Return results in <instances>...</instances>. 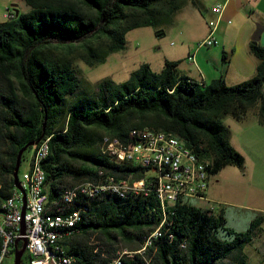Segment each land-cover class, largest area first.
<instances>
[{
    "label": "trees",
    "instance_id": "1",
    "mask_svg": "<svg viewBox=\"0 0 264 264\" xmlns=\"http://www.w3.org/2000/svg\"><path fill=\"white\" fill-rule=\"evenodd\" d=\"M24 1L29 11H18L14 18L0 22L1 200L14 194L20 149L42 135V139L50 137V154L43 162L47 214L68 204L63 194L69 187L98 179L101 170L123 179L145 176V168L117 163L102 152L107 134L126 139L136 128L173 133L211 160L212 175L228 165L244 164L222 118L231 115L243 121L251 108L258 107L264 124V46L259 41L250 42L259 60L256 74L234 85L223 77L202 83L179 74L180 61L167 60L159 72L143 63L123 82L105 79L91 95L78 91L80 77L70 57L76 47L70 43L83 41L87 64L104 62L126 47L129 30L169 23L194 0ZM34 147L36 151V145L28 149ZM77 204L83 207L82 219L62 239L75 264H106L119 242L139 249L164 218L154 195L81 197ZM263 223L260 214L247 230L236 231L227 226L223 209L214 212L177 204L168 209L165 222L173 240L157 234L148 255L152 264H228L230 257L247 264L245 248ZM30 260L28 255L23 264ZM124 264H144V259L136 254Z\"/></svg>",
    "mask_w": 264,
    "mask_h": 264
},
{
    "label": "built area",
    "instance_id": "2",
    "mask_svg": "<svg viewBox=\"0 0 264 264\" xmlns=\"http://www.w3.org/2000/svg\"><path fill=\"white\" fill-rule=\"evenodd\" d=\"M212 11L215 17L209 20V33L200 46L219 43L217 30L224 5L217 3ZM15 14L9 11L6 19L14 18ZM189 60L193 61L194 56H190ZM49 140L50 137H46L43 152L33 154L29 168L19 174L20 185L27 196L25 212L24 193L19 187L16 199L0 201V242H4L0 264H4L6 257L14 253L15 241L21 236L27 239L26 252L31 258L30 264H72V259L76 258L67 252L62 239L70 235L82 219L83 207H77L81 197L103 199V194L108 193H122L126 197L154 195L160 202L164 218L155 231L146 236L142 247L135 250L117 249L106 264H124L125 259L134 258L136 254L143 257L144 264H151L152 256L148 255V251L155 234H163L169 241L174 238L170 227H165L170 207L190 204L214 211L206 195L212 176L211 160L196 153L186 145L184 139L176 138L173 133L156 131L154 128H136L130 130L126 139H102V152L117 163L145 168L144 177H126L124 181H115V175L101 170L98 179H87L86 186L69 187V203L61 205V210L51 209V214H44L43 205L48 203L49 198L44 188L46 171L43 162L50 154ZM29 173H36V180H29ZM23 221L27 225L24 235L21 233Z\"/></svg>",
    "mask_w": 264,
    "mask_h": 264
},
{
    "label": "rangeland",
    "instance_id": "3",
    "mask_svg": "<svg viewBox=\"0 0 264 264\" xmlns=\"http://www.w3.org/2000/svg\"><path fill=\"white\" fill-rule=\"evenodd\" d=\"M188 3L169 23L158 27L142 26L129 30L126 34V47L109 54L104 62L87 64L81 48L83 41L70 43L76 47L70 57L80 77L78 91L93 95L105 79L117 83L123 82L143 63H149L154 71L159 72L167 60L180 61L177 67L179 74L200 79L199 69L203 66L201 60L212 59L209 56L212 55L213 50L223 47L222 44L202 46L197 51L195 60L189 61V57L193 56L200 43L206 38L210 19L205 9L193 2ZM29 10L30 7L24 0H0V22L6 20L9 11L16 13ZM255 113L258 115V107L251 108L243 121H238L231 115L222 118V122L229 128L231 143L244 156L245 162L242 166L228 165L212 175L206 193L209 204L216 212L225 210L227 226L236 231L247 230L257 215L264 214V124L256 121L258 116ZM105 137L118 140L116 136L109 134L104 135L103 139ZM34 151L30 148L25 152L20 175L29 168L32 155L36 152ZM117 247V249H136L134 245H127L124 242H119ZM245 253L247 264H264V223L253 242L245 248ZM14 262L15 255L12 253L6 257L4 264H14ZM226 262L239 264L235 257L228 258Z\"/></svg>",
    "mask_w": 264,
    "mask_h": 264
},
{
    "label": "crops",
    "instance_id": "4",
    "mask_svg": "<svg viewBox=\"0 0 264 264\" xmlns=\"http://www.w3.org/2000/svg\"><path fill=\"white\" fill-rule=\"evenodd\" d=\"M193 3L205 9L209 13V19L215 17L212 11L215 4L224 5L217 30L219 40L217 45L222 44L223 48L213 50V56L211 53L209 56L212 59L201 60L203 62L202 68L199 69L201 78L197 80L209 83L213 79L223 77L229 85H234L252 78L256 74L259 60L251 52L250 42L257 25L260 24L264 27V0H194ZM188 5H192V3H188ZM208 33L209 30L206 36ZM259 43L264 46V30ZM200 48L202 46L193 53L194 60ZM255 114L258 116L257 113ZM256 121L260 123L258 117ZM214 212L216 211L214 210Z\"/></svg>",
    "mask_w": 264,
    "mask_h": 264
},
{
    "label": "water",
    "instance_id": "5",
    "mask_svg": "<svg viewBox=\"0 0 264 264\" xmlns=\"http://www.w3.org/2000/svg\"><path fill=\"white\" fill-rule=\"evenodd\" d=\"M263 30H264V27L262 25L258 24L257 25V29H256L255 33L252 36V40L259 41L260 38H261ZM46 119H47V116H46ZM43 128L45 130L46 123H44V127ZM43 136L44 135H42L36 141L29 142L22 149H20V151L18 153V156H17V159H16V166H15L14 173H13V180H14L15 186L19 187L22 190V192L24 193L23 212H25V210H26V203H27L26 191L20 185V178H19L20 167H21V163H22V159H23V154L25 153V151L30 146L37 145L42 140ZM26 230H27V225H26V222L23 221L22 224H21V233L23 235L26 234ZM14 247H15V249H14V255H15L14 264H23V257H24V255L26 253V248H27V239H26V237L25 236H21V237L17 238L16 241H15Z\"/></svg>",
    "mask_w": 264,
    "mask_h": 264
},
{
    "label": "bare ground",
    "instance_id": "6",
    "mask_svg": "<svg viewBox=\"0 0 264 264\" xmlns=\"http://www.w3.org/2000/svg\"><path fill=\"white\" fill-rule=\"evenodd\" d=\"M156 131H159V130H156ZM164 133H168V132H164ZM174 135V134H173ZM104 139H109L110 140V138L109 137H105ZM45 143H46V139H42L36 146H37V149H36V152H35V154H41L42 152H43V150H44V145H45ZM49 157V156H48ZM30 174V176H29V180H36V173H29ZM99 175H101V171H100V173H99ZM115 181H124V179L123 178H116L115 177ZM86 184H87V181H84V182H81V183H79V184H77V185H75V186H73V187H84V186H86ZM16 188H15V191H14V194H13V196L12 197H10L9 199H7V200H1L0 199V201L1 202H8V201H11V200H14V199H16L17 198V186H15ZM108 194H117L118 196H120L121 198H129V197H126V196H124L122 193H108ZM108 194H103V195H108ZM69 197H70V190L69 189H67L65 192H64V194H63V200L66 202V203H69ZM47 208H48V203H44V205H43V212H44V214H47ZM71 235V234H70ZM154 237H157V234H155V236ZM153 237V238H154ZM153 240V239H152ZM151 240V241H152ZM0 244H1V251H4V242H0ZM0 255H1V253H0ZM151 260H152V258H151ZM76 263V259H72V264H75ZM152 264V263H151Z\"/></svg>",
    "mask_w": 264,
    "mask_h": 264
},
{
    "label": "flooded vegetation",
    "instance_id": "7",
    "mask_svg": "<svg viewBox=\"0 0 264 264\" xmlns=\"http://www.w3.org/2000/svg\"><path fill=\"white\" fill-rule=\"evenodd\" d=\"M34 150H35V148H34ZM27 259H28V253L26 252L25 255H24V257H23V262H26Z\"/></svg>",
    "mask_w": 264,
    "mask_h": 264
}]
</instances>
